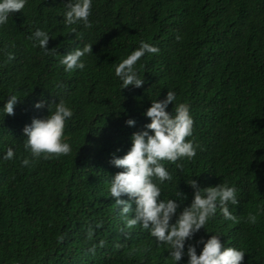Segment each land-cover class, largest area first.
Listing matches in <instances>:
<instances>
[{"label": "trees", "instance_id": "obj_1", "mask_svg": "<svg viewBox=\"0 0 264 264\" xmlns=\"http://www.w3.org/2000/svg\"><path fill=\"white\" fill-rule=\"evenodd\" d=\"M69 2L27 0L0 26V264H176L149 230L126 227L110 194L123 171L112 159L130 150L132 135L151 123L152 101L168 91L176 94L170 114L190 106L188 139L200 145L195 158L178 161L183 171L164 162L171 182L156 181L162 200L178 199V190L187 197L177 200L172 223L194 199L190 179L201 188L226 182L239 200L228 205L237 221L218 208L186 241L178 264H188L189 244L200 254L198 241L217 233L225 247L246 253L243 264H264V0H92L91 28L65 23ZM38 29L52 37L54 51L30 38ZM142 41L160 51L137 62L143 86L123 89L115 67ZM87 44L93 53L81 58L85 68L66 72L63 55ZM11 95L19 100L7 115ZM59 99L74 112L65 128L71 153L37 160L23 130ZM9 148L14 158L5 160Z\"/></svg>", "mask_w": 264, "mask_h": 264}, {"label": "clouds", "instance_id": "obj_2", "mask_svg": "<svg viewBox=\"0 0 264 264\" xmlns=\"http://www.w3.org/2000/svg\"><path fill=\"white\" fill-rule=\"evenodd\" d=\"M27 0H0V26L8 22L9 16L21 12ZM65 23L74 25L80 22L85 28H91L89 21L92 10V0H70L66 5ZM76 33V29H72ZM39 42V46L46 52L49 50V34L43 30H36L33 37ZM181 37L178 35L177 40ZM93 45L87 44L83 49H76L59 61L65 66L66 72L76 69L83 70L85 63L82 57L93 53ZM159 48L148 42H141L140 47L133 51L127 58L115 67V75L123 82L122 88L135 86L142 87L145 79L138 75L137 62L146 53L158 54ZM9 60L14 56L9 54ZM16 95H11L5 105L4 112L14 115V107L18 102ZM176 100V94L168 91L163 100L152 101L151 107L145 115L150 118L151 123L145 125V130L134 133L131 137L132 146L123 157H115L111 163L123 171L115 174L111 180L110 194L115 198L116 205L121 209L122 216L126 219V227L132 229L142 225L150 231L157 242L165 244L170 249L169 255L178 264L185 255L186 241L192 239L210 219L215 217L219 208L225 220L237 221V217L229 211V204L238 205L237 188L229 186L226 182L215 187L201 188L197 180L190 179L187 183L195 190L194 199L190 206L184 207L179 213L175 223L180 205L178 199H186L179 190L178 199L162 200V190L159 184L165 181L171 182L173 177L166 169L164 162L176 165L183 171L184 165L178 163L182 159L192 160L197 155L200 145L188 139L193 135L194 120L190 114V106L187 103L175 105L174 115L167 109L169 104ZM43 102H38L37 109L44 107ZM53 106L55 110L53 111ZM50 115L46 118H34L30 125H26L24 133L27 139L24 147L30 150L31 156L39 160H45L67 156L71 153V145L66 142V122L73 117L74 112L63 99L59 103L48 106ZM129 126L135 125V120L126 122ZM14 158V151L9 148L5 160ZM23 165L28 166L30 161L23 160ZM159 181V184L156 182ZM127 196L128 199L122 197ZM135 204V207H133ZM129 213H134L133 218H128ZM256 216L249 213L250 223L256 222ZM206 229V228H205ZM91 235V232L89 233ZM200 254H197L196 246L189 244L187 256L188 264H243L245 252L236 247H225L219 233L212 235L204 241Z\"/></svg>", "mask_w": 264, "mask_h": 264}]
</instances>
